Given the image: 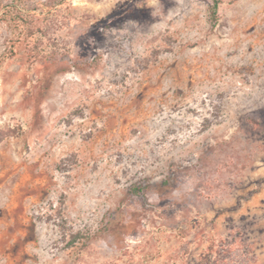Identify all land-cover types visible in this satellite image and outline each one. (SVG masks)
<instances>
[{"label":"rangeland","instance_id":"374dc122","mask_svg":"<svg viewBox=\"0 0 264 264\" xmlns=\"http://www.w3.org/2000/svg\"><path fill=\"white\" fill-rule=\"evenodd\" d=\"M0 264H264V0H0Z\"/></svg>","mask_w":264,"mask_h":264}]
</instances>
